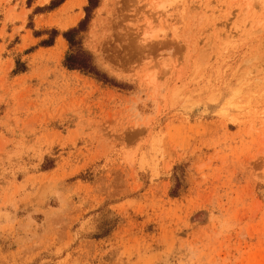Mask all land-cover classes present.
Segmentation results:
<instances>
[{
  "label": "rangeland",
  "instance_id": "obj_1",
  "mask_svg": "<svg viewBox=\"0 0 264 264\" xmlns=\"http://www.w3.org/2000/svg\"><path fill=\"white\" fill-rule=\"evenodd\" d=\"M55 1L0 0V264H264V0Z\"/></svg>",
  "mask_w": 264,
  "mask_h": 264
},
{
  "label": "trees",
  "instance_id": "obj_2",
  "mask_svg": "<svg viewBox=\"0 0 264 264\" xmlns=\"http://www.w3.org/2000/svg\"><path fill=\"white\" fill-rule=\"evenodd\" d=\"M65 0H56L58 2L57 6L61 5ZM91 8H95L98 5V0H89ZM89 9V8H87ZM86 9V10H87ZM82 25H80L81 27ZM80 27L73 28L63 34V37L70 45L71 52L68 54L65 65L71 70H80L87 73H93L95 71V66L92 63V55L77 46V35L80 32ZM57 34V32H55Z\"/></svg>",
  "mask_w": 264,
  "mask_h": 264
}]
</instances>
